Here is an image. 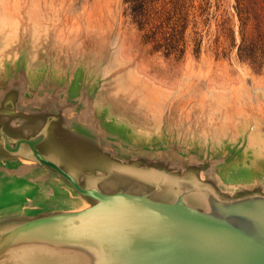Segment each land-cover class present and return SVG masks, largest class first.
Instances as JSON below:
<instances>
[{"label": "water", "instance_id": "95a60500", "mask_svg": "<svg viewBox=\"0 0 264 264\" xmlns=\"http://www.w3.org/2000/svg\"><path fill=\"white\" fill-rule=\"evenodd\" d=\"M10 36L0 34V264H264V124L201 149L169 140L117 109L90 69Z\"/></svg>", "mask_w": 264, "mask_h": 264}, {"label": "rangeland", "instance_id": "374dc122", "mask_svg": "<svg viewBox=\"0 0 264 264\" xmlns=\"http://www.w3.org/2000/svg\"><path fill=\"white\" fill-rule=\"evenodd\" d=\"M147 2L141 31L123 0H0V34L19 27L31 52L90 69L117 109L163 121L157 128L169 140L199 149L207 137L264 124V58H237L234 0ZM171 24L181 55L166 54L159 41ZM152 31L149 41L143 34Z\"/></svg>", "mask_w": 264, "mask_h": 264}, {"label": "trees", "instance_id": "16d2710c", "mask_svg": "<svg viewBox=\"0 0 264 264\" xmlns=\"http://www.w3.org/2000/svg\"><path fill=\"white\" fill-rule=\"evenodd\" d=\"M126 7L131 13L132 20L139 30L144 29V23L146 15L148 14V2L147 0H123ZM235 9L240 20L239 23V37L240 43L238 45L236 56L240 60H247L249 62H255L256 57L260 56V62L264 58V0H234ZM167 25H169L170 17H166ZM173 28L166 38L165 44L160 41L161 46H165V53L181 55L182 48L176 46L172 42L171 38L176 32L174 25H170ZM154 32L150 34L145 33L143 36L149 41L150 38H155ZM163 35H165L163 33ZM233 42V36H231ZM156 39V38H155ZM159 39V38H158ZM160 44L155 45V50L160 49ZM263 63V62H262Z\"/></svg>", "mask_w": 264, "mask_h": 264}, {"label": "crops", "instance_id": "0c3cea01", "mask_svg": "<svg viewBox=\"0 0 264 264\" xmlns=\"http://www.w3.org/2000/svg\"><path fill=\"white\" fill-rule=\"evenodd\" d=\"M18 33H19V27H17L15 31L11 32L10 38L14 39L15 37L18 36ZM255 135H256V133L251 134V136H255Z\"/></svg>", "mask_w": 264, "mask_h": 264}]
</instances>
